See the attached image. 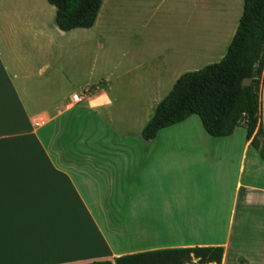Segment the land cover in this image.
Wrapping results in <instances>:
<instances>
[{
  "label": "crops",
  "instance_id": "crops-1",
  "mask_svg": "<svg viewBox=\"0 0 264 264\" xmlns=\"http://www.w3.org/2000/svg\"><path fill=\"white\" fill-rule=\"evenodd\" d=\"M167 1L102 0L91 28L59 33L47 0H0V264H115L192 247H221V264H264V159L245 126L213 138L192 115L142 138L180 76L223 59L239 23L237 2L221 10L210 56L143 51L153 32L135 22ZM175 1L204 10L208 0ZM104 45L111 58L90 87ZM259 115L264 144V67Z\"/></svg>",
  "mask_w": 264,
  "mask_h": 264
},
{
  "label": "trees",
  "instance_id": "trees-1",
  "mask_svg": "<svg viewBox=\"0 0 264 264\" xmlns=\"http://www.w3.org/2000/svg\"><path fill=\"white\" fill-rule=\"evenodd\" d=\"M56 9L55 28L66 33L94 25L102 0H47ZM264 67V0H243L237 30L223 59L201 70L180 76L157 106L142 131L153 140L157 133L198 116L205 132L226 137L244 125L246 138L264 159L259 123V88ZM250 79L248 86H242ZM221 247L154 250L118 257L115 264H221ZM87 264H112L96 261Z\"/></svg>",
  "mask_w": 264,
  "mask_h": 264
},
{
  "label": "rangeland",
  "instance_id": "rangeland-1",
  "mask_svg": "<svg viewBox=\"0 0 264 264\" xmlns=\"http://www.w3.org/2000/svg\"><path fill=\"white\" fill-rule=\"evenodd\" d=\"M236 2L238 7L236 6ZM227 5H231L233 11H235V8L237 7L238 20L234 18L233 22L236 23V21H239L242 14V0H208L205 6H203L204 10H200L198 8H196L195 10L193 5L188 6V3L186 2L179 3V1L168 0L164 6H169V9L171 10L168 9V11L166 10L164 12H160L151 20H146V17H144L143 20H138L135 22L136 27L144 25V28L147 32H150V34L153 32L151 37H144L140 42L141 44H139L138 46L141 47L143 51H145L147 48H154L157 52H162L166 49L180 50L181 48H184L185 50H192L194 52L203 53L204 48H206L205 54L210 56L208 50L209 42H212L214 40L217 43L220 39L221 34H214L213 30L224 28L225 22L219 19L222 17L221 10H223ZM199 13H201L202 17V19L200 20L198 18ZM116 24L117 21H115V24L112 27V31L117 30L118 24ZM96 31H98V33H96V40H101V38H103L102 30L97 29ZM227 45L228 44H224L222 52H225L227 50ZM107 49V45L104 49H99L96 47V67L94 78H99L92 82L90 84V87H96L101 79H103V76H101L104 73V68L102 65L103 60H106L108 56H110L111 58V53L109 55L106 54ZM211 54L215 55L217 58L219 57V53L216 54L215 52H212ZM112 60L113 59H111L110 61ZM211 61L212 60L210 59H206L207 63ZM193 62L194 61H192V63ZM213 62L215 64L219 61ZM190 67H193V64H191ZM200 67L201 66H197V68H191L187 72L197 71L200 69ZM108 71L109 70L105 68V72ZM140 71H138V75L140 74ZM134 75L135 73H131L127 77H124L122 83H126L124 80H126L127 82L136 80L134 78ZM145 83L147 82L143 83L144 86H146ZM115 85L117 87L120 86V82L116 81ZM161 91L162 95H167V93L169 92L164 91V87L161 89ZM112 239L115 240L119 245L124 246L126 244L124 237H119V235H115V237H112Z\"/></svg>",
  "mask_w": 264,
  "mask_h": 264
},
{
  "label": "built area",
  "instance_id": "built-area-1",
  "mask_svg": "<svg viewBox=\"0 0 264 264\" xmlns=\"http://www.w3.org/2000/svg\"><path fill=\"white\" fill-rule=\"evenodd\" d=\"M72 101H73L74 103H79V102H81V101H82V94H79V95H73V96H72Z\"/></svg>",
  "mask_w": 264,
  "mask_h": 264
},
{
  "label": "water",
  "instance_id": "water-1",
  "mask_svg": "<svg viewBox=\"0 0 264 264\" xmlns=\"http://www.w3.org/2000/svg\"><path fill=\"white\" fill-rule=\"evenodd\" d=\"M58 32H59V33H62V31H60V30H58ZM250 82H251L250 79H245V80H243V82H242V86H248V85L250 84ZM142 138H143V137H142ZM143 140H144V142H147V140H145L144 138H143Z\"/></svg>",
  "mask_w": 264,
  "mask_h": 264
}]
</instances>
